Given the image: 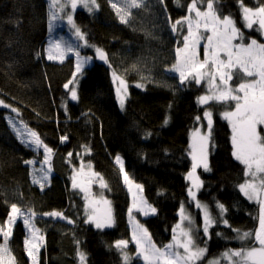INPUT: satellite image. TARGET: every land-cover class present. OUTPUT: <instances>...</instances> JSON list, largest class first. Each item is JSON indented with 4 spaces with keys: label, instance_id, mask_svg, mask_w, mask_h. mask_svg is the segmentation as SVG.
I'll use <instances>...</instances> for the list:
<instances>
[{
    "label": "trees",
    "instance_id": "16d2710c",
    "mask_svg": "<svg viewBox=\"0 0 264 264\" xmlns=\"http://www.w3.org/2000/svg\"><path fill=\"white\" fill-rule=\"evenodd\" d=\"M241 2L253 9L264 5V0H218L214 6L221 17L230 15L245 31ZM96 3L99 9L78 10L75 21L90 45L107 54V63L97 61L85 68L66 89L75 72L73 58L54 63L43 55L50 20L47 0H0V99L18 108L16 120L36 131L53 149V175L41 190L32 183L30 166L24 161L42 152L18 139L8 124L11 109L0 106V225L6 224L11 204L32 209L36 226L46 238L40 264H80L78 251L86 254V264H123L114 247L119 240L129 241L130 264H142L131 242L124 172L143 186L146 200L157 210L151 216L134 212L157 247L173 242L174 233L179 234L175 228L181 221V208L194 211L196 201L213 213L215 205L223 204L228 222L221 225L217 217L209 233L200 234L207 253L198 264L229 249L253 246L254 239L241 241L237 236V230L255 233L259 228L260 204L239 187L249 178L233 156L231 126L223 118L225 111L234 110L235 102L201 105L198 98L208 94L204 83L181 84L179 74L170 71L176 49L187 35L185 23L177 25L175 32L171 25L189 15L190 0H146L143 7L132 10L128 23L120 21L110 0ZM252 36L264 43L259 32ZM113 72L128 87L124 109ZM230 85L238 86L235 80ZM73 88L76 100L71 99ZM205 111H211L213 120L210 170L196 169L202 185L193 189L194 201L188 192L192 187L188 179L193 164L191 143L193 133L202 128L207 131ZM62 136L68 139L61 141ZM117 155L124 159L123 172L115 163ZM73 176L88 187L87 193L73 188ZM101 183L107 187L101 188ZM86 195L90 200L111 201L113 227L101 230L86 222ZM53 211L67 220L45 215ZM26 238L25 227L18 222L9 241L16 264H30Z\"/></svg>",
    "mask_w": 264,
    "mask_h": 264
},
{
    "label": "snow or ice",
    "instance_id": "6c2138e0",
    "mask_svg": "<svg viewBox=\"0 0 264 264\" xmlns=\"http://www.w3.org/2000/svg\"><path fill=\"white\" fill-rule=\"evenodd\" d=\"M54 5L58 4V0H52ZM163 3V0H160ZM218 0H190L187 11L189 15L183 20H177L171 25L172 30H177V25L185 23L187 25V35L183 37V47L176 49V62L172 65L170 71L179 74L181 84L185 81L193 80L196 84H201L206 80L208 85V94L202 95L198 98V103L201 105H208L210 102H224L234 101V110L225 111L223 118L227 120L231 126L233 145V156L245 168V175L249 178L243 184L239 185L241 192L250 200H256L261 206V214L259 216V228L255 233L240 232L237 230L238 239L247 241L254 239L255 244L251 247H243L240 249H229L221 254L220 258L211 260L208 264H221V261H227V264H264V135H261L259 126L264 125V43H259L256 39H251L250 43H244V34L240 28L236 26L234 19L229 16L221 17L214 4ZM123 8L118 7L116 3H112L111 7L116 11L122 23H128V17L131 16L132 9H139L144 6L145 0H122ZM179 3V0H177ZM79 6L86 8L89 13L98 9L99 5L96 0H65L64 4H59L60 12H64L65 8H70L71 11ZM203 5L206 10H201ZM242 19L244 21L243 27L252 29L257 25V31L264 35V6H257L255 9L246 7L241 2ZM194 14V16H193ZM67 16V23L74 30V34L79 40H83L85 46L89 45L85 39V34L81 32L80 28L75 25L73 16L70 13H65ZM63 19V16L53 13L49 22V29L53 27V21ZM201 28L205 32H210L206 37L201 34ZM201 40H206L204 59H199L198 47ZM239 43H234V41ZM69 53H75L77 57L75 72L73 73V80H70L64 87L67 89L69 84H72L76 79L77 73H82L83 68L91 60V57L84 59L80 58V52L71 44L62 42L60 40L51 41L47 48L48 60H60L62 63L64 58ZM95 53L98 58L107 63V54L99 47L95 48ZM221 54L225 58H221ZM234 75H238L241 82L237 87H232L230 81ZM114 79H119L113 72ZM219 81V83H217ZM121 85L124 84L120 80ZM142 87V85H137ZM126 93V87H125ZM117 94L120 96V106L124 107V96L120 95V89H117ZM71 99H77V92L75 88L71 89ZM0 106L10 108V105L0 100ZM13 113L19 116V110L11 108ZM205 118L207 119V133L200 135L198 132L193 133L192 144V171L188 174V179L192 181V187L188 189L189 195L196 200V192L193 189H199L202 182L196 175V169L203 167L205 171H209L208 164V144L211 137L213 120L211 111H205ZM199 120V117H196ZM23 122L21 121V124ZM167 123V121H165ZM8 124L21 136V142L34 151L43 149V164L39 168V175L35 168L36 161L29 159L24 161L25 164L33 166L32 183L38 184L41 190L49 183L51 174V149L40 138V135L26 125H23L27 135L21 133L20 128L17 127L15 119L9 117ZM150 135V133H149ZM67 136H62L61 141H66ZM71 156V153L68 154ZM116 162L121 165L123 172V164L120 157L116 158ZM47 165V167H45ZM99 175V174H94ZM73 188L80 187L82 191L88 192L86 186L77 183L76 177L73 176ZM124 183L129 186V191H132L133 181H131L124 173ZM135 188L142 192L143 186L139 184L134 185ZM107 185L101 183V188H106ZM136 193H133V207H136L135 200ZM88 201L86 208V215L88 223H93L97 229L110 228L114 226L115 220L111 208V201L101 197L100 200ZM140 203L143 205L146 201L141 198ZM102 205V207H101ZM197 208L204 209L203 216V232L205 235L209 233V228L216 223L215 219L211 217L207 211V206L202 205L196 201ZM11 213L7 218V224L0 226V236L3 238V243H0V264H16V259L11 253L9 240L12 236V226L19 217L23 220V224L27 227L30 238L24 241L27 256L31 260V264H39L38 254L41 245L36 243V240H43V236H36L39 229H35L30 221L35 217L36 213L32 209H21L17 204H11ZM217 207L220 213L227 211L223 204H218ZM138 211L147 216L150 213L155 214L156 209L148 206L147 210L140 207ZM132 209H129L131 216ZM45 215L51 217H58L67 220L60 212H50ZM187 221V227L184 222ZM73 223V221H68ZM227 225V220H223ZM193 221L189 216L184 214L183 207L181 208V223L176 225L179 230L178 236L174 233L173 242L163 247H157L152 241L148 230L140 224L135 222L131 240L135 243L137 248V257H139L143 264H198L207 253L206 247H199L195 244L191 231ZM230 227V226H229ZM179 237H182L179 238ZM77 243H79L77 241ZM129 241L119 240L114 247L120 251L123 259V264H130V257L126 251ZM182 249V251H181ZM80 264H86V254L83 251H78Z\"/></svg>",
    "mask_w": 264,
    "mask_h": 264
},
{
    "label": "rangeland",
    "instance_id": "374dc122",
    "mask_svg": "<svg viewBox=\"0 0 264 264\" xmlns=\"http://www.w3.org/2000/svg\"><path fill=\"white\" fill-rule=\"evenodd\" d=\"M111 4L112 3H116L118 7H121L123 8V3H122V0H110ZM146 2V0H145ZM65 3V0H58V4L57 5H54L52 0H47V6H48V11H49V16L51 18V15L53 13H57L61 16H63V19H57L55 21H53V27L51 29H48V37H47V40L43 46V51H44V58L49 61V62H54V63H61L60 60H48L47 59V48H48V45L51 41H55V40H60L62 42H66V43H69L71 45H73L79 52H80V58L81 59H84L86 57H91V60L88 64H86L83 68V70L87 67H90L92 66L95 62L97 61H102L98 58V56L96 55L95 53V48L96 46H93V47H88V46H85V43L83 40H79L77 39V37L75 36L74 34V30L72 29V27L67 23V16L65 15V13H70L72 16H73V20H74V23L76 26L77 23L75 21V17H76V14L78 12V10H86V8H83L82 6H79L75 9V11H71L70 8H65L64 12H60V8H59V4H64ZM264 6V5H263ZM201 7H204L203 5H201ZM99 9V8H98ZM96 10V9H95ZM133 10V9H132ZM132 10H131V13H132ZM50 22V20H49ZM79 27V26H78ZM257 25H254L252 29H246L245 31H242L243 34H244V43L245 44H248L250 43V40L251 39H256L259 43H261L256 37L252 36L253 32H259L257 31ZM49 28V27H48ZM80 28V27H79ZM81 32L84 33L82 31V29L80 28ZM201 34L203 36H207V35H210L211 33L210 32H205L203 28H201ZM260 33V32H259ZM85 34V33H84ZM261 34V33H260ZM262 37V40L264 41V35H261ZM85 39L87 40V37H86V34H85ZM88 42V40H87ZM234 43H239V41H234ZM88 44L90 45V43L88 42ZM43 45V43H42ZM41 45V46H42ZM205 45H206V40H201L200 44H199V47L197 49L198 51V56H199V59L203 60L204 59V55H205ZM183 47V45L181 46V48ZM70 58H73L74 60V63L76 65V61H77V57L75 56V53H69L66 55V57L64 58L63 62H65L66 60H69ZM221 58H225L223 54H221ZM62 62V63H63ZM83 72V71H82ZM80 75H82V73H77L76 74V79L78 77H80ZM73 80V79H72ZM232 80H235V82L237 83V85L241 82L240 78L238 75H234L233 76V79ZM240 80V81H239ZM231 82V81H230ZM118 83V87L120 85V90L122 91V87H126V95L124 96L123 93H120V95L124 96V99L126 100V98L128 97V87L127 85L123 84L121 85L120 83V79H118L117 81ZM202 83H204L205 85V91L208 93V85H207V82L206 80L203 81ZM217 83H219V81H217ZM2 100V99H0ZM118 101H119V104H120V96H118ZM212 102H215V101H212ZM5 103V102H4ZM6 104V103H5ZM121 107V106H120ZM15 108V107H14ZM125 108V103H124V107L122 109ZM11 109V108H10ZM18 109V108H16ZM19 110V109H18ZM20 113V111H19ZM11 117L13 119H15L16 123H17V127L20 128L21 130V133H23L25 136L27 135V132L25 130V128L23 127L24 124H21V122L19 120H16L17 118L19 119V116H17L16 113H13L11 110H10V114L8 115V118ZM12 128V127H11ZM28 128V127H27ZM29 129V128H28ZM259 129H261V135H264V125H261L259 126ZM13 130V128H12ZM14 131V130H13ZM198 132V131H197ZM14 133L16 134V136L18 137V139L21 141V136L16 132L14 131ZM196 133V132H195ZM200 135H204L207 133L206 130H204L202 128V130H200L198 132ZM192 144H193V136H192V143H191V147H192ZM209 145H210V139H209V144H208V151H209ZM39 152H42V154L38 155V157L36 158H33L32 160H35L36 161V164H35V168L37 169V174L39 175V168L41 166V164H43V149H40ZM117 157H120L121 159V162L123 164V171H124V159L121 155H117ZM51 159V174H50V177H49V183H47L46 185H49L50 184V180H51V177L53 175V154L51 155L50 157ZM115 163L121 167L120 164H118L115 160ZM30 166V171H31V177H32V172H33V166L29 165ZM45 167H47V165H45ZM124 174V172H123ZM124 176V175H123ZM130 179V178H129ZM131 180V179H130ZM132 181V180H131ZM135 184H138V183H133V186H132V191H129V186L125 184L126 188H127V191L129 192V196H130V208L129 209H132V212H131V216L128 215V220H129V223H130V226H131V229H133V226L135 224L136 221H138L136 219V217L134 216V212H137L138 209L140 207H143L147 210L148 206L150 205L148 203V201L146 200L145 198V195H144V190L142 192L138 191L136 188H135ZM140 185V184H139ZM133 193H136V196H135V200H136V207H133ZM141 198H143L144 201H146L145 204H141L140 201H141ZM202 205L205 204V203H202L200 202ZM195 205H196V202H195ZM207 205V204H206ZM218 205V204H217ZM217 205H215V211L213 213V211L210 209V207H207V211L210 213L211 217L215 219L216 223H217V217H219V221H220V224L222 225L223 223V220H225V214H221L220 213V210L219 208L217 207ZM151 206V205H150ZM153 207V206H151ZM184 214L186 216H189L191 218V220L193 221V224H192V231H191V235H192V238L195 242L196 245H198L199 247H205L203 246V244L200 242L201 240V233L204 234L203 232V216H204V209L203 208H197L195 206L194 208V211H191V210H186L184 207ZM23 210V209H22ZM195 211H197V213H194ZM128 214H129V211H128ZM151 215H154L152 213H150L149 215L147 216H151ZM36 215L35 217L30 221V223L34 226L35 229H38V227L36 226V223H35V219H36ZM47 217H51V216H47ZM53 219H58V217H51ZM180 218H181V211H180ZM18 222H22L23 223V220L21 218H17L14 225L12 226V234H13V229L15 227V225L18 223ZM139 222V221H138ZM140 223V222H139ZM181 223V221L179 222ZM202 225L200 226L199 224ZM216 223L214 225H212L210 228H209V231L216 225ZM7 224V222H6ZM5 224V225H6ZM141 224V223H140ZM224 224V223H223ZM24 225V224H23ZM225 225V224H224ZM228 225V223H227ZM1 226V225H0ZM184 226L187 227V221L184 222ZM25 227V230H26V234H27V238L26 239H29L30 238V234H29V231L27 229V227L24 225ZM145 227V226H144ZM146 228V227H145ZM178 229L175 228V232L177 231ZM149 233V232H148ZM178 236V234H176ZM36 236L39 237V236H43V240H39L37 239L36 240V243L40 244L41 247H40V250H39V254H38V261H39V264H40V256H41V253L42 251L45 249L46 247V238H45V235L39 230L38 232H36ZM0 238L2 239V243H3V238L2 236H0ZM12 238V236H11ZM10 238V239H11ZM182 239V237H179ZM10 241V240H9ZM136 247V245H134ZM182 251V249H181ZM226 252V251H225ZM224 253V252H223ZM222 254V253H221ZM221 254L215 258H212V259H209L205 264H208L209 261L211 260H215V259H218L220 258ZM206 255V254H205ZM139 258V257H138ZM205 258V256L203 257V259L201 261H203ZM30 259V258H29ZM140 261L142 262L143 264V261L140 259ZM199 261V262H201ZM198 262V263H199ZM30 264H31V260H30ZM221 264H227V261H221Z\"/></svg>",
    "mask_w": 264,
    "mask_h": 264
},
{
    "label": "crops",
    "instance_id": "0c3cea01",
    "mask_svg": "<svg viewBox=\"0 0 264 264\" xmlns=\"http://www.w3.org/2000/svg\"><path fill=\"white\" fill-rule=\"evenodd\" d=\"M121 169V168H120ZM124 179V178H123ZM126 187V186H125ZM130 208V207H129ZM129 215V214H128ZM128 225H129V228H130V231H131V235H132V229H131V226H130V223H129V220H128ZM131 242L135 245V243L131 240ZM137 249V248H136Z\"/></svg>",
    "mask_w": 264,
    "mask_h": 264
},
{
    "label": "bare ground",
    "instance_id": "6f19581e",
    "mask_svg": "<svg viewBox=\"0 0 264 264\" xmlns=\"http://www.w3.org/2000/svg\"><path fill=\"white\" fill-rule=\"evenodd\" d=\"M260 214H261V206H260ZM134 245V244H133ZM140 259V258H139Z\"/></svg>",
    "mask_w": 264,
    "mask_h": 264
}]
</instances>
